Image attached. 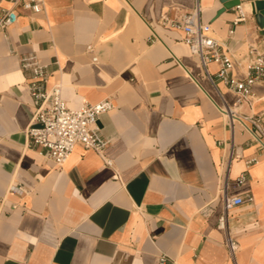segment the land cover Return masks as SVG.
Instances as JSON below:
<instances>
[{
	"label": "crops",
	"instance_id": "crops-1",
	"mask_svg": "<svg viewBox=\"0 0 264 264\" xmlns=\"http://www.w3.org/2000/svg\"><path fill=\"white\" fill-rule=\"evenodd\" d=\"M20 2L0 0L16 13L0 30V264H264V151L228 125L183 31L161 21L198 6L228 76L243 79L250 48L264 52L249 0L236 23L219 0H43L39 12ZM31 52L69 108L112 98L97 121L110 164L76 144L56 167L30 142L32 73L20 58ZM218 67L208 71L236 115L264 120V78L237 103ZM247 193L223 208V194Z\"/></svg>",
	"mask_w": 264,
	"mask_h": 264
},
{
	"label": "built area",
	"instance_id": "built-area-1",
	"mask_svg": "<svg viewBox=\"0 0 264 264\" xmlns=\"http://www.w3.org/2000/svg\"><path fill=\"white\" fill-rule=\"evenodd\" d=\"M20 3L24 9L33 12L43 9V0H21ZM235 8L237 13L234 22L245 20L246 13L241 4L239 3ZM15 21V11L3 9L0 13V30L11 26ZM161 21L167 26L183 31V41L187 44L190 53L196 56L203 74L217 92L219 101L214 104L220 113L228 117V125L231 127L235 122H239L264 151V120L253 116L241 118L236 115L218 90L215 77L208 71L210 62L219 63L216 78L237 94V103L249 102L251 86L256 80L264 78V52H257L252 46L246 64L248 74L243 79H235L228 76V70L232 66L231 60L220 52L219 43L210 35V25L200 20L198 6L191 11H184L173 19L162 16ZM92 61L96 62L97 57H92ZM20 66L32 73L29 90L33 97V107L27 134L30 142L38 147V153L51 160L56 167H61L75 145L80 144L83 148L94 150L105 164H110V159L104 154L107 140L99 133L97 121L101 114L114 108L112 98L106 97L96 102L85 101L78 109H71L61 97V85L58 82L49 87L45 86L47 80L45 64L40 62L34 52L22 55ZM234 156L238 157L239 153L234 151ZM244 178L243 173L239 175L236 184H240ZM251 199L249 193L244 196L223 194L222 204L223 208L227 209ZM225 221L226 215L223 213L218 218L217 226L224 228ZM224 243L229 255L233 257L238 247L237 240L227 232ZM164 260L165 257L161 256L159 264H163Z\"/></svg>",
	"mask_w": 264,
	"mask_h": 264
},
{
	"label": "water",
	"instance_id": "water-1",
	"mask_svg": "<svg viewBox=\"0 0 264 264\" xmlns=\"http://www.w3.org/2000/svg\"><path fill=\"white\" fill-rule=\"evenodd\" d=\"M222 6L217 11V14L226 9H230L240 3V0H219ZM251 14L259 27L258 34L264 36V0H249Z\"/></svg>",
	"mask_w": 264,
	"mask_h": 264
}]
</instances>
